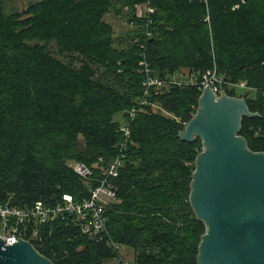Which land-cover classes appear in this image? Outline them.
Returning <instances> with one entry per match:
<instances>
[{"label": "trees", "instance_id": "16d2710c", "mask_svg": "<svg viewBox=\"0 0 264 264\" xmlns=\"http://www.w3.org/2000/svg\"><path fill=\"white\" fill-rule=\"evenodd\" d=\"M141 5L153 11L140 17ZM111 10L138 26L140 43H115L105 20ZM142 61L161 78L187 71L184 84L152 89L141 104ZM209 69L227 94L236 96L229 86L241 82L255 93L245 100L258 115L244 117L241 134L251 150L264 152V0H37L10 13L0 0L1 203L87 196L71 163L102 176L125 142L122 124L130 123L107 232L92 238L72 218L57 220L34 244L42 255L55 264H103L118 256L112 240L166 252L139 255L134 264H199L206 226L190 194L202 141H184L180 133L202 94L189 81ZM155 104L173 117L154 111ZM119 112L122 122L115 120Z\"/></svg>", "mask_w": 264, "mask_h": 264}, {"label": "water", "instance_id": "95a60500", "mask_svg": "<svg viewBox=\"0 0 264 264\" xmlns=\"http://www.w3.org/2000/svg\"><path fill=\"white\" fill-rule=\"evenodd\" d=\"M257 115L245 98L217 96L207 85L196 115L180 133L184 141H202L190 194L206 226L199 264H264V152L251 150L241 134L244 117ZM18 239L6 245L0 237V264H55Z\"/></svg>", "mask_w": 264, "mask_h": 264}, {"label": "built area", "instance_id": "2783aa9c", "mask_svg": "<svg viewBox=\"0 0 264 264\" xmlns=\"http://www.w3.org/2000/svg\"><path fill=\"white\" fill-rule=\"evenodd\" d=\"M149 10L153 11L150 8ZM141 65L147 75L143 83L145 92L141 104L146 102L145 98L151 94L152 89L157 91L168 84H184L182 78H177L179 73L170 78H161L151 74L146 61H142ZM190 83L198 85L201 91L210 85L217 96L227 93L223 87L224 81L218 76L216 69L207 70L199 80L193 77ZM135 114L136 110L133 109L129 115L133 119ZM129 124L128 121L122 124L120 130L124 133L125 142L120 143L117 156L104 168L102 176H95L93 171L83 163H71L73 170L87 185V196L76 200L72 194L63 193L60 198L52 202L37 200L25 207L16 205L11 200L0 202V237H3L5 244L10 245L21 238L33 245L35 243L41 245L44 242L43 230L48 224L69 218H72L73 225L81 234L92 238H99L105 234L108 229L107 207L118 200L114 180L118 177L126 156V142L131 137ZM108 244L114 252L118 253L119 264H134L122 259L120 244L112 240Z\"/></svg>", "mask_w": 264, "mask_h": 264}, {"label": "rangeland", "instance_id": "374dc122", "mask_svg": "<svg viewBox=\"0 0 264 264\" xmlns=\"http://www.w3.org/2000/svg\"><path fill=\"white\" fill-rule=\"evenodd\" d=\"M3 2V7L7 13L20 11L24 7H26L28 4L34 3L37 0H1ZM138 10V14L140 17L147 16L150 12L149 8L146 5L136 6L135 7ZM130 11V9H129ZM105 20L113 27L114 29V36H115V43L118 45L121 42H124V46L126 45H135L136 43H140L141 39L138 35L139 28L137 25L132 24L128 19H125L118 15L114 10H111L106 16ZM134 33H136V37H133ZM131 34V36H130ZM133 35V36H132ZM48 48L54 53L58 54V49L54 43H51L48 45ZM187 77V71H183L177 75L178 79H181L182 76ZM193 78L189 81L192 82ZM230 89L235 91L236 96L245 98V95L250 93V95H254L255 93L248 89L246 83L241 82L237 84H233L229 86ZM154 111H158L167 117H173L170 113L160 108L159 105H154ZM124 114L122 112H119L115 115V120L122 122L124 120ZM156 253V254H162L166 253L163 250L153 249V250H135L133 248H130L126 245H121L120 247V253L121 257L125 261L135 262L137 260V257L139 255H143L145 257H150V253ZM103 264H119V260L117 258L112 260L104 261Z\"/></svg>", "mask_w": 264, "mask_h": 264}]
</instances>
